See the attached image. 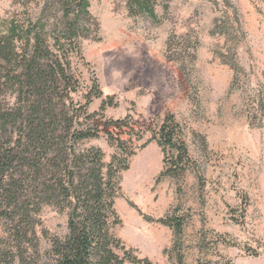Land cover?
I'll return each instance as SVG.
<instances>
[{
    "label": "rangeland",
    "instance_id": "rangeland-1",
    "mask_svg": "<svg viewBox=\"0 0 264 264\" xmlns=\"http://www.w3.org/2000/svg\"><path fill=\"white\" fill-rule=\"evenodd\" d=\"M66 1L0 0V34L14 22L40 23L52 42ZM88 1L78 39L83 59L71 56L80 92L94 79L102 90L89 110L113 97L105 116L131 117L137 127L172 113L194 161L184 179L158 181L164 154L146 133L138 145L149 142L120 177L116 235L140 258L177 264L174 233L157 220L180 214L187 219L180 240L186 264H264V0ZM91 147L107 162L114 151L103 135L79 146ZM144 153L157 166L140 195L126 176ZM39 217L44 253L50 236L67 234L68 217L50 205Z\"/></svg>",
    "mask_w": 264,
    "mask_h": 264
},
{
    "label": "trees",
    "instance_id": "trees-1",
    "mask_svg": "<svg viewBox=\"0 0 264 264\" xmlns=\"http://www.w3.org/2000/svg\"><path fill=\"white\" fill-rule=\"evenodd\" d=\"M144 6L153 14L147 1ZM88 7V0L63 3V22L54 28L52 42L40 23L14 22L0 34V264H155L116 235L121 174L149 140L164 154L158 181H180L194 166L174 114L137 127L131 117L105 116L113 97L99 111L89 110L103 93L95 79L80 92L71 56L83 59L78 39ZM146 133L151 138L139 146ZM102 135L114 147L108 162L100 148H79ZM47 205L67 214V234L50 236V248L41 253L36 228ZM157 222L173 231L171 254L177 264H186L180 245L186 217L166 215Z\"/></svg>",
    "mask_w": 264,
    "mask_h": 264
},
{
    "label": "bare ground",
    "instance_id": "bare-ground-1",
    "mask_svg": "<svg viewBox=\"0 0 264 264\" xmlns=\"http://www.w3.org/2000/svg\"><path fill=\"white\" fill-rule=\"evenodd\" d=\"M157 166V159L153 154L144 153L133 164L131 171L127 174V183L138 194H146V186L148 181L155 171ZM132 189V190H133Z\"/></svg>",
    "mask_w": 264,
    "mask_h": 264
}]
</instances>
